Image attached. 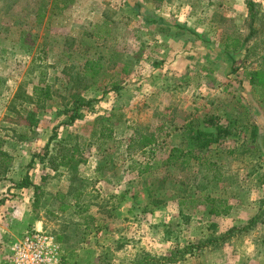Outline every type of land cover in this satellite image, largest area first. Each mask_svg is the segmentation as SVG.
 Segmentation results:
<instances>
[{"label":"rangeland","instance_id":"374dc122","mask_svg":"<svg viewBox=\"0 0 264 264\" xmlns=\"http://www.w3.org/2000/svg\"><path fill=\"white\" fill-rule=\"evenodd\" d=\"M249 1L258 34L237 72L226 78L224 60L212 78L191 68L182 51L189 31L218 47L226 35L244 39ZM174 25L189 31L178 35ZM263 52L264 0H0V183L38 187L30 208L59 239L62 264H264V101L243 75ZM46 85L51 98L38 107L33 88ZM77 95L91 107L63 125ZM205 115L230 135L186 168L167 163L172 148L191 149L184 125ZM103 124L112 138L101 143ZM54 129L50 154L68 134L78 137L73 174L41 162ZM151 134V146L128 148ZM222 202L229 213L212 215Z\"/></svg>","mask_w":264,"mask_h":264},{"label":"trees","instance_id":"16d2710c","mask_svg":"<svg viewBox=\"0 0 264 264\" xmlns=\"http://www.w3.org/2000/svg\"><path fill=\"white\" fill-rule=\"evenodd\" d=\"M66 1V0H65ZM66 2H64L60 8L59 11L66 8ZM248 6V22H249V34L246 36V38L242 39L240 36L233 37L230 35H226L220 45V47L211 44V41L206 38L205 34L203 33H193V31H189L188 29H182V26L174 25V30L178 31L176 32L178 35H181L183 32L189 31L191 33V36L188 37V41L184 45V48L182 49L183 54L187 56V58L190 59V65L195 66L191 68H198L197 71L203 72L206 77L212 78V74L214 71V65L218 66L220 63V60H224L226 63H228V71L225 73L226 78L229 74H235L238 70L237 67H235L236 58L241 55H246V52L249 51V49L245 46L246 41L249 40L253 35L258 34L257 28L254 27V24L258 18V12L255 10V5L252 2H247ZM53 12V10L51 11ZM42 16L38 14L36 16V23L41 22ZM153 22V21H152ZM155 23V22H154ZM196 39V40H194ZM208 44V45H207ZM181 51V52H182ZM259 60L257 61L258 68L254 71H243L244 80L247 81L248 86L251 88H254L256 90V93L258 95V100L263 102L264 100H261V97L264 95V52L259 55ZM222 64V62H221ZM125 70V68L123 69ZM224 75V76H225ZM243 82V81H239ZM49 86L46 85L43 87H34L33 88V94L32 99L36 106H43V104L51 98V93L49 91ZM72 116L69 117V121H66L63 123L66 126L72 125L74 121L81 117L82 111H88L92 104V99H85L84 97H81L80 95L73 96L72 97ZM27 118L29 120V126H35L37 124L36 119L34 118V114L32 112H27ZM55 131L54 129V135H52L47 142L43 157L41 159V162L48 164L49 168L52 170L57 171L60 168H63L65 170H68L70 174H73L74 171L77 169V166L81 162L79 153L82 152L83 149H80V145H78L77 136L68 134L67 137L61 139L59 142V147L56 149L55 154H50L53 148L49 151V146L52 143L54 137H55ZM183 131L187 134H189L190 140H191V149H188L186 151L178 148H172L168 157H167V163L168 162H174L178 166L182 168H186L191 162H199L202 160V152L209 151L210 147L213 145L220 146V144L230 135L229 129L220 123V119L216 115H205L202 120H192L186 123L183 127ZM259 127L255 124H252L251 126V133H250V142L253 146V150H259L257 146V141L259 138ZM112 138V130L107 125H102L101 129L98 133L97 140L101 143H104L106 140H109ZM154 135H141L136 140H130V145L128 148H133L136 145L137 151H140L146 147L151 146L154 143ZM1 146V144H0ZM235 149H232L228 151V154H232ZM4 158L3 153L0 150V170L1 166L3 164ZM147 172V169H144L142 171ZM35 194H34V207L37 206L39 202V194H38V187L34 188ZM82 195V190L76 191L72 195V198L74 200H78L79 197ZM211 203H215V201H210ZM221 209L217 207H213L210 210V213L214 216H220V215H227L231 209L230 206H225L220 204L219 205ZM68 209V205H63L60 210L65 211ZM231 235V231L226 234V236H223L222 239H219V241H223L225 237H228ZM57 242L59 239L55 238ZM218 241L210 240L207 241V244H217Z\"/></svg>","mask_w":264,"mask_h":264},{"label":"crops","instance_id":"0c3cea01","mask_svg":"<svg viewBox=\"0 0 264 264\" xmlns=\"http://www.w3.org/2000/svg\"><path fill=\"white\" fill-rule=\"evenodd\" d=\"M10 193L16 196L8 195ZM34 194V188L29 185L15 188L0 183V259L14 238L29 228L42 230L41 219L30 208V204L34 203Z\"/></svg>","mask_w":264,"mask_h":264},{"label":"built area","instance_id":"2783aa9c","mask_svg":"<svg viewBox=\"0 0 264 264\" xmlns=\"http://www.w3.org/2000/svg\"><path fill=\"white\" fill-rule=\"evenodd\" d=\"M7 264H62L55 237L41 230L25 232L10 245Z\"/></svg>","mask_w":264,"mask_h":264}]
</instances>
